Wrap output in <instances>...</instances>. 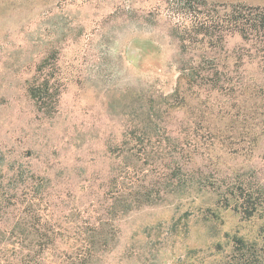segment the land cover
Masks as SVG:
<instances>
[{
    "label": "rangeland",
    "instance_id": "rangeland-1",
    "mask_svg": "<svg viewBox=\"0 0 264 264\" xmlns=\"http://www.w3.org/2000/svg\"><path fill=\"white\" fill-rule=\"evenodd\" d=\"M208 1L264 6V0ZM158 4L0 0V167L13 173L11 167L23 164L47 178L44 198L34 207L38 264H222L237 238L264 247V117L245 120L249 94L239 88H191L183 109L175 113V119H188L198 113L196 107L199 113L206 109L212 122L226 127L229 138H255L237 149L215 144L217 168L244 184L227 201L206 186L170 193L163 201L113 213L109 220L99 182L87 187L84 179L105 175L120 159L108 145L122 138L131 95H169L177 86L176 43L167 35L164 19L150 22L145 17ZM240 43L239 35L229 39L230 48ZM41 67L51 73L50 84L58 93L51 113L39 109L27 92ZM245 67L253 74L257 64ZM247 188L258 193L260 204L245 213L240 195ZM91 199L101 215L91 211ZM82 215L90 223L98 217L109 221L84 234L79 229ZM89 234L92 256L72 263V257L88 252L82 238Z\"/></svg>",
    "mask_w": 264,
    "mask_h": 264
},
{
    "label": "trees",
    "instance_id": "trees-1",
    "mask_svg": "<svg viewBox=\"0 0 264 264\" xmlns=\"http://www.w3.org/2000/svg\"><path fill=\"white\" fill-rule=\"evenodd\" d=\"M30 1L21 0V3ZM158 2L145 17L150 22L164 19L167 35L177 47L173 60L179 71L178 83L169 95L155 91L148 96L138 92L131 95L134 101L122 138L108 145L110 154L120 158L119 161L105 175L84 179L88 188L99 182L98 189L108 201L105 216L110 215L109 220L113 213L116 215L139 205L163 201L170 193L212 186L227 201L229 195L244 186L243 182L237 185L231 180V174L217 168L214 147L216 143H227L237 149L240 144L255 138L249 135L229 138L226 127L212 122L211 112L206 109L199 113L201 109L196 107L198 113L188 119H175L176 111L183 109L188 99L187 91L191 88H239L243 94H249L245 120L264 117V6L208 0ZM235 35H239L241 43L230 48L229 39ZM247 63L257 64L255 73L247 72ZM39 70H42L41 74L29 81L27 92L39 109L51 113L55 111L57 100L53 98L58 93L50 84L51 73L45 71L46 67ZM250 97L255 100L251 101ZM11 168L13 173L0 167V264H38L40 259L34 256V244H38L33 238L37 223L34 207L37 199L44 198L40 195L47 185V178L23 164ZM240 196L247 204L245 213L260 204L259 195L252 188L241 191ZM97 203L91 199L90 208L101 215ZM84 213L89 215L90 210L86 209ZM86 215H82L83 223L79 227L84 234L98 231L109 221L104 222L98 217L97 222L90 223ZM90 235L82 238L88 252L72 257V263L82 262L84 256H92L90 245L94 241L88 239ZM46 244L47 241H43L42 247ZM67 261L71 262V259ZM222 264H264V247L257 248L255 244L237 238L233 253Z\"/></svg>",
    "mask_w": 264,
    "mask_h": 264
}]
</instances>
